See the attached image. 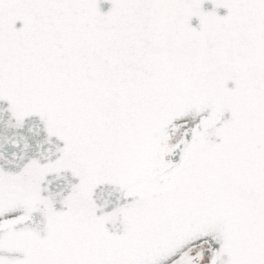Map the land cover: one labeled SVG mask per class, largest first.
<instances>
[{"label": "snow or ice", "instance_id": "snow-or-ice-1", "mask_svg": "<svg viewBox=\"0 0 264 264\" xmlns=\"http://www.w3.org/2000/svg\"><path fill=\"white\" fill-rule=\"evenodd\" d=\"M0 264H264V0H0Z\"/></svg>", "mask_w": 264, "mask_h": 264}]
</instances>
